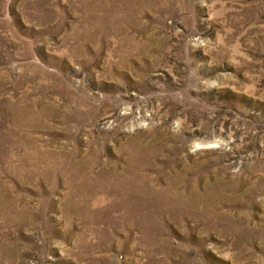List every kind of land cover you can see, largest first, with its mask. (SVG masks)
Listing matches in <instances>:
<instances>
[{
  "label": "rangeland",
  "instance_id": "rangeland-1",
  "mask_svg": "<svg viewBox=\"0 0 264 264\" xmlns=\"http://www.w3.org/2000/svg\"><path fill=\"white\" fill-rule=\"evenodd\" d=\"M0 264H264V0H0Z\"/></svg>",
  "mask_w": 264,
  "mask_h": 264
}]
</instances>
